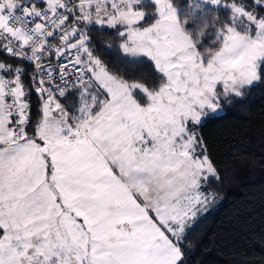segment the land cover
I'll list each match as a JSON object with an SVG mask.
<instances>
[{"label": "snow or ice", "instance_id": "1", "mask_svg": "<svg viewBox=\"0 0 264 264\" xmlns=\"http://www.w3.org/2000/svg\"><path fill=\"white\" fill-rule=\"evenodd\" d=\"M261 81L264 0H0V264H183L220 178L196 129Z\"/></svg>", "mask_w": 264, "mask_h": 264}, {"label": "trees", "instance_id": "2", "mask_svg": "<svg viewBox=\"0 0 264 264\" xmlns=\"http://www.w3.org/2000/svg\"><path fill=\"white\" fill-rule=\"evenodd\" d=\"M90 37L94 55L110 72L150 78L147 63L125 58L115 31L92 28ZM196 130L220 178L204 188L215 199L184 236L183 264H264V81L222 102L221 113Z\"/></svg>", "mask_w": 264, "mask_h": 264}, {"label": "rangeland", "instance_id": "3", "mask_svg": "<svg viewBox=\"0 0 264 264\" xmlns=\"http://www.w3.org/2000/svg\"><path fill=\"white\" fill-rule=\"evenodd\" d=\"M219 113H221V109H220L217 113H215V114H219ZM210 206H211V204L208 206V208H210ZM208 208H207V209H208ZM204 211H205V210H202L201 212H199V213H198V216H199L201 213H203ZM198 216H197V217H198Z\"/></svg>", "mask_w": 264, "mask_h": 264}]
</instances>
